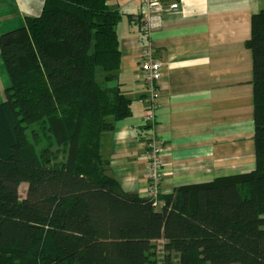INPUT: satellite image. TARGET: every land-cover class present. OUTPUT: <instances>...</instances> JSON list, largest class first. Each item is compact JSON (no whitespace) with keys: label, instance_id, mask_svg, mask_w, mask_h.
Segmentation results:
<instances>
[{"label":"trees","instance_id":"16d2710c","mask_svg":"<svg viewBox=\"0 0 264 264\" xmlns=\"http://www.w3.org/2000/svg\"><path fill=\"white\" fill-rule=\"evenodd\" d=\"M119 19L106 0H44L0 34V264H264V7L245 41L254 168L157 198L124 191L102 152L131 114Z\"/></svg>","mask_w":264,"mask_h":264},{"label":"crops","instance_id":"0c3cea01","mask_svg":"<svg viewBox=\"0 0 264 264\" xmlns=\"http://www.w3.org/2000/svg\"><path fill=\"white\" fill-rule=\"evenodd\" d=\"M44 0H0V34L40 14ZM178 9L164 12L149 35L138 29L140 0H106L120 13L118 79L131 99L130 116L103 134L107 173L121 188L148 196L146 138L162 144L159 193L208 182L254 168L252 54L245 45L251 15L264 0H165ZM149 43L161 63L152 121L140 80V55ZM10 79L0 54V104ZM161 242V241H159Z\"/></svg>","mask_w":264,"mask_h":264},{"label":"built area","instance_id":"2783aa9c","mask_svg":"<svg viewBox=\"0 0 264 264\" xmlns=\"http://www.w3.org/2000/svg\"><path fill=\"white\" fill-rule=\"evenodd\" d=\"M178 9L177 2L167 3L165 0H140V9L137 19L138 29L141 33L149 35L152 29L159 25L161 15ZM140 80L148 91L150 102L149 113L145 116L146 122L152 121L154 99L157 95V81L161 75V63L154 58L153 49L146 43L140 55ZM162 144L161 141L151 134L146 138L145 152V175L148 180V196L157 198L159 184L162 177Z\"/></svg>","mask_w":264,"mask_h":264},{"label":"rangeland","instance_id":"374dc122","mask_svg":"<svg viewBox=\"0 0 264 264\" xmlns=\"http://www.w3.org/2000/svg\"><path fill=\"white\" fill-rule=\"evenodd\" d=\"M25 189H26V185H25V183L20 184V186H19V195H20L21 197L24 196V194H25ZM157 244H158V246H160V245H161V242H158ZM160 249H161V248L158 247V255H161V253H160ZM157 264H161L160 260H158Z\"/></svg>","mask_w":264,"mask_h":264}]
</instances>
